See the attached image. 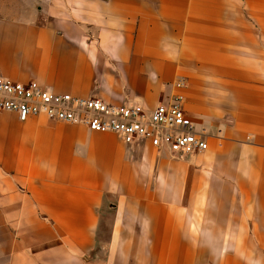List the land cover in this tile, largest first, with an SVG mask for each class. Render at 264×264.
I'll list each match as a JSON object with an SVG mask.
<instances>
[{
  "label": "crops",
  "instance_id": "crops-1",
  "mask_svg": "<svg viewBox=\"0 0 264 264\" xmlns=\"http://www.w3.org/2000/svg\"><path fill=\"white\" fill-rule=\"evenodd\" d=\"M250 53L255 78L236 58ZM0 77L148 110L184 80L186 113L210 135L206 152L177 158L113 133L0 113V264H110L111 248L139 260L138 246L150 264L151 246L162 259L174 228L177 239L181 225L199 228L180 208L203 198L204 184L226 218L200 229L239 228L248 259L264 247V0H0ZM248 135L253 142L239 143ZM139 212L144 227L119 225ZM125 229L148 230L147 241L104 239Z\"/></svg>",
  "mask_w": 264,
  "mask_h": 264
},
{
  "label": "built area",
  "instance_id": "built-area-1",
  "mask_svg": "<svg viewBox=\"0 0 264 264\" xmlns=\"http://www.w3.org/2000/svg\"><path fill=\"white\" fill-rule=\"evenodd\" d=\"M185 87L184 81L176 82L171 98L148 110L140 103L110 104L55 93L36 81L11 82L0 77V113H15L21 122L35 118L82 125L92 132L116 134L126 145L148 143L157 152L186 158L206 152L210 135L186 113Z\"/></svg>",
  "mask_w": 264,
  "mask_h": 264
},
{
  "label": "rangeland",
  "instance_id": "rangeland-1",
  "mask_svg": "<svg viewBox=\"0 0 264 264\" xmlns=\"http://www.w3.org/2000/svg\"><path fill=\"white\" fill-rule=\"evenodd\" d=\"M239 10L240 12H235V14L239 13L243 15V8H237L236 10ZM225 14H229V9L225 8ZM258 8H255V10L251 11V18L249 19L251 21V25H255V21L257 20L254 18L256 15H258ZM232 13V12H230ZM245 17L246 12L244 13ZM247 18V17H246ZM257 23V22H256ZM255 33L254 35L256 38H258V29L257 25H255ZM258 40V39H256ZM236 58L238 59V62H241L243 64H247L248 67L252 69L251 74L252 77H258L259 74V60L258 56L256 54H244V55H237ZM194 65V62H192ZM32 81V80H31ZM178 81H184V80H178ZM177 81V82H178ZM40 85V84H39ZM185 89L187 88V84L185 83ZM185 93V91H184ZM228 105L230 107L235 106V102L232 101V99L228 102ZM232 109V108H231ZM235 113V110H231V114ZM230 114V115H231ZM229 116L225 115L224 120H226L225 124H232L233 120L232 118H228ZM38 120V119H36ZM43 123H61V122H49V121H41ZM66 124V123H63ZM76 125V124H74ZM82 126V125H81ZM219 134L216 135L217 138V145L221 148L222 147V132L219 131ZM254 141V136L248 135L239 140V143L244 144V143H249ZM234 158H239L241 157V153L233 154L232 156H225L222 157L221 159H232ZM224 177V176H222ZM226 189H227V183H223V188L222 192L220 195H226ZM200 195V191L198 192ZM198 195V196H199ZM196 196L194 201L187 200L186 204L182 206L181 211L186 214V220L191 217V220L193 222H197L196 224L199 225V228L197 230L194 229H185L182 232V225H181V230L180 238H176L175 236V229L172 231V236L171 239L169 240V244L166 247V254L163 256L161 259L160 256L158 255L157 248L151 246V250L153 252V262L150 264H180L179 259L175 261L176 258H182L181 264H189L191 260L194 261V256H195V262L194 264H234L236 261L233 257L228 258V256H235L238 260L239 263L237 264H264V247L260 248L259 246H254L252 248V258L248 259L246 257V250L244 247L243 239L246 233L241 231L239 228L234 229L233 231H221V230H201L200 227L201 225L205 226H213L215 225L214 223H218L219 221L223 222L225 220L226 215V209L224 207H217L216 202L218 201L217 199L214 198L213 192L210 189V184L207 186V184H204L203 187V192H202V197L203 198H198ZM221 199V198H220ZM219 202L223 201L225 202V196H222V199ZM239 200V199H238ZM192 202V204L190 203ZM222 212L224 213L223 215H220L218 213ZM123 216V215H122ZM177 217V216H176ZM241 219L243 216H240ZM112 216H109L108 219H112ZM138 218V219H137ZM146 217L139 212L138 216L136 217H131L130 215H124L123 218H121L119 225L124 227V228H129L130 226H134V222L138 221V227H144L145 224H141L143 221L146 222ZM241 226V225H240ZM191 228V227H190ZM184 229V228H183ZM130 230V229H125L122 231H105V236L104 239L108 241L112 237L114 238H121L122 237V232H128L132 233V238L138 243V245L144 244L147 239H146V234L148 230ZM227 233H229L227 235ZM249 237V234H248ZM258 239H260V236L257 234ZM130 239V238H129ZM144 239V240H143ZM146 239V240H145ZM237 241V242H236ZM230 244V245H229ZM137 245V246H138ZM232 245V246H231ZM142 247V246H140ZM136 254L138 255L139 260H136L131 257V255H127L123 252L121 247H115L111 248L110 251L108 252V256L112 259V263L110 264H149L146 261L148 259V253L145 251L144 248H137ZM141 249V250H140ZM102 250V249H101ZM109 250V249H108ZM159 250V249H158ZM263 250V251H262ZM201 258L198 257V253H201ZM97 253V252H96ZM196 253L194 256L193 254ZM104 254H107V251L103 249L101 253H97V255L103 256ZM95 257V254H93ZM92 255V258H94ZM118 256V258L121 259L122 255V260L115 261L114 258L115 256ZM152 255V254H151ZM105 256V255H104ZM179 256V257H178ZM152 257V256H151ZM124 259V261H123ZM200 259V260H199ZM229 261V262H228ZM258 261V262H257Z\"/></svg>",
  "mask_w": 264,
  "mask_h": 264
}]
</instances>
